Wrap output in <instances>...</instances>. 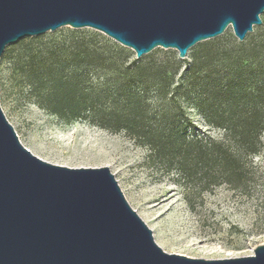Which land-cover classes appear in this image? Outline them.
<instances>
[{
  "label": "rangeland",
  "instance_id": "obj_1",
  "mask_svg": "<svg viewBox=\"0 0 264 264\" xmlns=\"http://www.w3.org/2000/svg\"><path fill=\"white\" fill-rule=\"evenodd\" d=\"M261 20L262 24L242 42L227 28L222 35L193 46L185 59H179L175 50L163 48H155L140 59L144 63H167L175 69L166 99L173 97L184 109L189 135L219 137L218 131L203 123L198 109L204 95L202 81H193L188 70L199 68L198 77L205 72L223 77L237 70L246 76L255 63L238 58L242 51L264 45V15ZM103 46L125 49L133 54L131 59L135 58L132 51L89 28L62 27L5 48L0 58V107L20 143L53 165L107 167L129 206L168 254L199 259V251H216L209 260L253 255L257 246L264 245V131L263 150L253 159L252 167L246 168L245 189L235 190L221 183L198 193L193 185L186 189L176 185L172 170L151 162L148 151L123 132L111 133L83 120H62L43 109L48 66L65 79L76 66L80 87L85 91L101 85L114 87L117 76L112 70L87 65L94 57L90 51ZM258 61H264V47ZM39 80L36 85L40 88L33 87V81ZM137 88L129 86L131 91ZM155 97L156 86L143 95L150 112L156 108Z\"/></svg>",
  "mask_w": 264,
  "mask_h": 264
},
{
  "label": "water",
  "instance_id": "obj_2",
  "mask_svg": "<svg viewBox=\"0 0 264 264\" xmlns=\"http://www.w3.org/2000/svg\"><path fill=\"white\" fill-rule=\"evenodd\" d=\"M264 0H0V58L26 37L62 27L98 31L140 60L155 48L185 59L231 28L242 42ZM0 264H264L164 252L107 167L68 168L34 156L0 107Z\"/></svg>",
  "mask_w": 264,
  "mask_h": 264
},
{
  "label": "trees",
  "instance_id": "obj_3",
  "mask_svg": "<svg viewBox=\"0 0 264 264\" xmlns=\"http://www.w3.org/2000/svg\"><path fill=\"white\" fill-rule=\"evenodd\" d=\"M261 47L252 46L238 58L255 63L246 76L237 70L223 77L208 72L198 77L199 68L188 70L193 81H202L204 95L198 109L203 123L219 132L216 138L189 135L184 109L173 97L166 99L175 69L167 63L131 59L133 54L122 48L93 49L90 52L94 57L87 63L89 67L112 70L117 76L114 87L101 85L85 91L80 87L76 66L66 79L48 66L47 102L41 106L62 120H83L111 133L123 132L148 151L151 162L172 170L174 183L184 189L193 185L199 193L225 183L242 190L248 182L246 168L252 167L253 159L263 150L264 61H258ZM38 82L33 81L32 86L37 87ZM130 85L139 88L131 91ZM152 86H156V108L150 112L142 99Z\"/></svg>",
  "mask_w": 264,
  "mask_h": 264
},
{
  "label": "bare ground",
  "instance_id": "obj_4",
  "mask_svg": "<svg viewBox=\"0 0 264 264\" xmlns=\"http://www.w3.org/2000/svg\"><path fill=\"white\" fill-rule=\"evenodd\" d=\"M149 228V227H148ZM150 229V228H149ZM151 230V229H150ZM152 231V230H151ZM199 253V259H210V258H212L214 255H216L217 254V252L216 251H207V252H202V251H199L198 252Z\"/></svg>",
  "mask_w": 264,
  "mask_h": 264
}]
</instances>
